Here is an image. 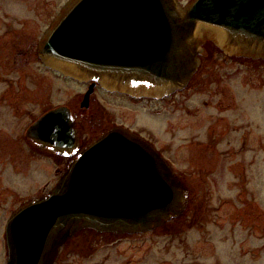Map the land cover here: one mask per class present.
Returning a JSON list of instances; mask_svg holds the SVG:
<instances>
[{"label":"rangeland","instance_id":"374dc122","mask_svg":"<svg viewBox=\"0 0 264 264\" xmlns=\"http://www.w3.org/2000/svg\"><path fill=\"white\" fill-rule=\"evenodd\" d=\"M72 1L0 0V261L11 214L48 192L70 160L25 139L29 125L64 104L78 114L82 138L115 123L143 131L187 187L189 203L153 230H81L58 264H264V51L221 42L216 28L204 27L196 81L146 95L104 82L84 108L86 77L48 66L38 52Z\"/></svg>","mask_w":264,"mask_h":264},{"label":"water","instance_id":"95a60500","mask_svg":"<svg viewBox=\"0 0 264 264\" xmlns=\"http://www.w3.org/2000/svg\"><path fill=\"white\" fill-rule=\"evenodd\" d=\"M214 27L228 43L264 49V0H74L43 38L45 63L124 87L175 90L200 59L199 31ZM264 51V50H263ZM134 90V89H133ZM28 136L69 155L78 148L68 106L41 115ZM188 189L168 161L140 135L104 132L74 157L57 185L17 209L7 222V264H54L62 246L83 229L141 233L181 215Z\"/></svg>","mask_w":264,"mask_h":264},{"label":"flooded vegetation","instance_id":"af4514ba","mask_svg":"<svg viewBox=\"0 0 264 264\" xmlns=\"http://www.w3.org/2000/svg\"><path fill=\"white\" fill-rule=\"evenodd\" d=\"M15 43H17V42H15ZM24 43H30V41H26V42H24ZM40 43V42H39ZM203 46V45H202ZM200 47V65H199V67H198V70L196 71V73L193 75V77L190 79V81H189V83L190 82H194V81H196V79H197V74H198V72L203 68V63L201 62L202 60V56L204 55V48L203 47ZM201 48H203V50H201ZM26 53H30V51H27ZM205 56V55H204ZM26 62L28 63V62H30V60L27 58V60H26ZM89 85H90V81H88L87 82V89H88V87H89ZM100 86H103V84L101 83V82H99L98 81V83L96 84V87H100ZM95 87V88H96ZM175 90H177V89H175ZM140 95V94H139ZM142 95H146V93L145 94H142ZM136 96H138V95H134V97H136ZM142 97V96H141ZM74 112V111H73ZM74 114H75V116H77L78 114L76 113V112H74ZM30 126V125H29ZM29 126L27 127V129H26V132H25V139L27 138V142H29L30 143V136H28V128H29ZM76 126H77V122H76ZM117 126H121V127H124V128H127V129H130V130H132V131H134L135 133H137V134H139V135H141L143 138H145L146 140H148L153 146H155L157 149H158V151L160 152V153H162V150H160L149 138H147L146 137V135H145V133L143 132V131H141V130H139V129H134L133 127H130V126H125V125H123V124H112V125H110L107 129H104L101 133H103V132H105L106 130H109L110 128H114V127H117ZM77 131H78V140H79V144H78V148L74 151V152H72L71 154H69L70 156V159L73 157V156H75L78 152H79V150L86 144V143H88L90 140H92V139H94L95 137H97V136H95V137H92L91 139L90 138H88V139H85V138H82V136H81V132H80V129L78 128V126H77ZM100 133V134H101ZM99 134V135H100ZM39 147V146H38ZM40 149H42V152L44 153V150H46V149H44V148H40ZM163 154V153H162ZM29 155H30V153H29ZM164 155V154H163ZM57 173H59V171H57ZM28 184V183H27ZM56 184V183H55ZM54 184V185H55ZM53 187V186H52ZM51 187V188H52ZM64 247V246H63ZM63 247H62V249H61V251H60V253H59V255H58V258H57V260H56V262H55V264H58V261H59V257H60V255H61V252H62V250H63ZM7 261H8V252H7V255L4 257V261L3 262H1L0 261V264H7Z\"/></svg>","mask_w":264,"mask_h":264},{"label":"bare ground","instance_id":"6f19581e","mask_svg":"<svg viewBox=\"0 0 264 264\" xmlns=\"http://www.w3.org/2000/svg\"><path fill=\"white\" fill-rule=\"evenodd\" d=\"M203 31V30H202ZM201 33V31H199V34ZM216 35H217V37L219 38V40L221 41V42H223L225 39H224V36H223V33L222 32H220V31H216ZM237 47H241L240 46V44L237 46ZM243 49H246V47H243ZM264 49L262 48V50H259L258 49V51H263ZM257 51V52H258ZM256 52V51H255ZM65 73H70V71L69 70H67V69H62ZM131 87H132V89H134V90H136L137 88H135V86L134 85H130ZM151 90H157V88H155V87H150V88H147V90H143L142 92L141 91H137L138 93H143V92H150ZM163 90H166V89H160L159 88V91H157V93H161V92H163Z\"/></svg>","mask_w":264,"mask_h":264}]
</instances>
